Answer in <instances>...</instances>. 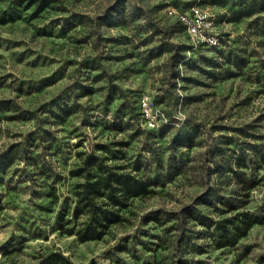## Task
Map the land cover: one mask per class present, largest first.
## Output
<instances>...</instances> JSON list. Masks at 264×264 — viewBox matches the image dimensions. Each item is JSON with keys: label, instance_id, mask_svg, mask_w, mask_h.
Listing matches in <instances>:
<instances>
[{"label": "rangeland", "instance_id": "rangeland-1", "mask_svg": "<svg viewBox=\"0 0 264 264\" xmlns=\"http://www.w3.org/2000/svg\"><path fill=\"white\" fill-rule=\"evenodd\" d=\"M196 3L220 44L194 47L169 13ZM23 4L0 0V18L18 14L0 23V264L54 249L81 263L264 264V0H57L37 15ZM143 95L165 116L155 127ZM91 152L150 191L80 240L55 222ZM236 210L258 221L218 246Z\"/></svg>", "mask_w": 264, "mask_h": 264}, {"label": "trees", "instance_id": "trees-1", "mask_svg": "<svg viewBox=\"0 0 264 264\" xmlns=\"http://www.w3.org/2000/svg\"><path fill=\"white\" fill-rule=\"evenodd\" d=\"M57 0H17L24 8L34 5L33 14L37 15ZM18 14H4L0 23L14 20ZM180 24L181 22L177 20ZM184 28V26L181 24ZM238 158L237 166L244 164ZM74 175L83 180L75 185V205L70 211H62L56 219V228L61 232L75 234L80 240L101 238L110 226L123 219L122 209L128 204V199L150 191L148 182L129 171H119L114 166L104 162L100 156L91 152L85 154ZM241 189L249 195V190L256 185L246 172L237 174ZM235 209V207H232ZM258 218L249 211L236 210L230 216L223 217L218 227L217 245L233 246L238 239L247 234L252 224ZM35 264H96L92 258L88 262H76L62 250L49 252L40 251L35 256ZM181 264H188L187 260Z\"/></svg>", "mask_w": 264, "mask_h": 264}, {"label": "built area", "instance_id": "built-area-1", "mask_svg": "<svg viewBox=\"0 0 264 264\" xmlns=\"http://www.w3.org/2000/svg\"><path fill=\"white\" fill-rule=\"evenodd\" d=\"M169 13L175 15L192 39L194 47L197 44L207 46L218 45L219 34L215 29L210 12L201 4H193L189 8L178 11L171 8ZM142 115L149 127L159 125V121L165 120L163 112L157 107L155 100L149 95H143L139 99Z\"/></svg>", "mask_w": 264, "mask_h": 264}]
</instances>
